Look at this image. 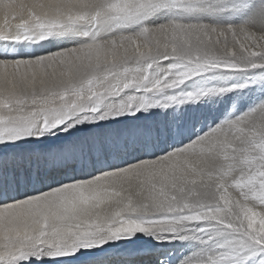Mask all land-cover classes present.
<instances>
[{"label": "snow or ice", "instance_id": "snow-or-ice-1", "mask_svg": "<svg viewBox=\"0 0 264 264\" xmlns=\"http://www.w3.org/2000/svg\"><path fill=\"white\" fill-rule=\"evenodd\" d=\"M0 12V264H264V98L182 111L250 85L264 97V0ZM162 12L243 22L150 23Z\"/></svg>", "mask_w": 264, "mask_h": 264}, {"label": "rangeland", "instance_id": "rangeland-1", "mask_svg": "<svg viewBox=\"0 0 264 264\" xmlns=\"http://www.w3.org/2000/svg\"><path fill=\"white\" fill-rule=\"evenodd\" d=\"M178 14H180V15H178ZM177 15L180 17L178 19H183L185 22H190V21L191 22H197L200 19L199 21L204 22V21L207 20L209 22L206 21L205 23H210V24H215V25H221V26L228 25V24L236 25V24H240V23L243 22V17L241 15L234 14V13H231V12H222V13H217L215 15H204V16H187V15H185L183 13H177ZM197 18H198V20H197ZM211 18H213L212 19L213 22H211L212 21ZM193 19L195 21H193ZM219 22H221L222 24L219 23ZM247 82H248L247 77L239 76V77H236V78H233V79H213V80L207 81L203 86H205V87H208V86H231L233 84H245ZM253 87L254 86L250 85L249 87L244 88L241 91L239 90L237 92L232 93L233 95L231 94V95H229V97L227 96V98H229V101L228 102H230L229 104L227 102V105L225 104V106H226L225 107V110H228L227 113H229V111L231 112V109L233 108V105H232L233 104V101H237V99L246 98L249 95V97H248V100L249 101L246 100L245 103L247 102V104H249V103L255 104V103L258 102L259 99L264 98V97L261 96V93L259 92V90L257 89V90L254 91L253 90ZM247 91H250V92H247ZM242 94H245V96H243ZM252 94H254V95L252 96ZM255 95H257V97ZM235 96H236V100H233ZM225 98L226 97H223L219 101H216L215 102L216 103L215 105L218 106L220 104V101L224 102L225 101ZM240 104H244V102L241 100L240 101ZM236 105L238 106V103ZM236 105H235V107H236ZM206 108H210V106H208ZM210 110H212V107H211ZM182 111H185V109H183ZM236 111L238 112V110H236ZM243 112H244V110H243ZM151 242H152V244H155L154 241H151ZM138 243L139 244H144V245L146 244L147 245L150 242L149 241H143V240H141ZM159 247H162L163 249L166 248L165 247V244L164 245H160Z\"/></svg>", "mask_w": 264, "mask_h": 264}, {"label": "bare ground", "instance_id": "bare-ground-1", "mask_svg": "<svg viewBox=\"0 0 264 264\" xmlns=\"http://www.w3.org/2000/svg\"><path fill=\"white\" fill-rule=\"evenodd\" d=\"M26 2H31V0H26ZM178 15H180V14H178ZM177 15V13H173V12H162V13H160V14H158L156 17H154L153 19H152V21H150V23H153V24H160V23H165V22H167L168 20H170V19H178V18H180L179 16ZM178 16V17H177ZM196 19V18H195ZM213 18H211V20H212ZM197 20H198V18H197ZM196 20V21H197ZM200 20V19H199ZM198 20V21H199ZM216 20V19H215ZM193 21H195L194 19H193ZM197 21V22H198ZM207 21V20H206ZM206 21H204V22H206ZM242 21V20H241ZM207 22H209V21H207ZM211 22H213V20L211 21ZM228 22V21H227ZM16 22L15 21H10V24H12V25H14ZM219 23H221V22H219ZM226 23V22H225ZM235 23V22H234ZM222 24V23H221ZM237 25V24H236ZM5 27V25H4V22H3V13L2 12H0V30H2L3 28ZM241 91V90H240ZM247 92H250V91H247ZM231 95V94H230ZM233 95V94H232ZM243 96H245V94H242ZM254 94H252V96H253ZM256 97H257V95H255ZM229 97V96H228ZM248 97H249V95H248ZM248 97H246V98H242V99H237V101H239V103H238V106L236 105V107H235V113H234V115L235 116H239L240 114H242L243 113V110L245 111L247 108H249V107H251V106H253L254 104L253 103H249V104H247V102L245 103V101L247 100V101H249L248 100ZM223 98V97H222ZM221 99V97H217V98H208V99H206V100H204V101H202L201 102V104L200 105H197V106H192V105H188V106H186V108H185V112L186 113H188L189 115H191V114H198V113H211V112H215V114L217 115V116H221V115H228L229 113H230V111H229V113H227L228 112V110H225V104L227 105V102L229 101V98H225V101L224 102H222V101H220V104L217 106V105H215L216 103V101H219ZM227 99V100H226ZM233 100H236V96L234 97V99ZM243 101L244 102V104H240V101ZM255 100V99H254ZM256 102V101H255ZM254 102V103H255ZM230 102H228V104H229ZM233 105V104H232ZM251 105V106H250ZM208 106H210V108H206V107H208ZM211 107H212V110H210L211 109ZM230 107V106H229ZM183 110V109H182ZM232 110V109H231ZM236 110H238V112L236 111ZM150 243H152V242H150ZM141 245H144V244H141ZM145 246H146V244H145ZM165 250L166 251H171V250H179L182 246H180V244H172V245H169V244H165Z\"/></svg>", "mask_w": 264, "mask_h": 264}]
</instances>
